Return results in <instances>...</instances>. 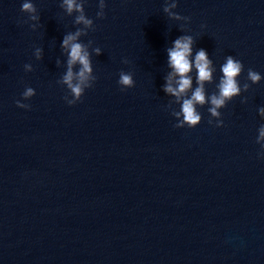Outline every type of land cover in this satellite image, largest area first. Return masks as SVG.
Masks as SVG:
<instances>
[{
    "label": "water",
    "instance_id": "95a60500",
    "mask_svg": "<svg viewBox=\"0 0 264 264\" xmlns=\"http://www.w3.org/2000/svg\"><path fill=\"white\" fill-rule=\"evenodd\" d=\"M23 2L0 0V264H264V0H176L189 21L163 11L172 0H105L102 19L86 0L94 24L77 42L92 71L75 104L61 43L84 29L79 13L31 0L33 21ZM184 35L212 70L192 127L176 125L196 69L179 100L164 91L167 49ZM228 56L244 66L240 92L213 116Z\"/></svg>",
    "mask_w": 264,
    "mask_h": 264
},
{
    "label": "clouds",
    "instance_id": "9594fccd",
    "mask_svg": "<svg viewBox=\"0 0 264 264\" xmlns=\"http://www.w3.org/2000/svg\"><path fill=\"white\" fill-rule=\"evenodd\" d=\"M86 0H63L60 5L64 8L65 12L71 15L74 11L79 13L75 18L76 24H83L84 29H77L75 33H68L64 36L61 47L67 51L68 54V71L63 77V83L68 85L71 92L75 96V100L69 101L70 104H75L81 97L84 87H90L86 82L89 80V73L92 71L90 67V53L87 50V45L77 42V38L82 34L87 35L85 29L93 26V20L86 16L84 10V4ZM177 7L176 0H172L170 4H167L163 11L168 14L170 19L174 20H188L189 17L181 16L180 14L173 12L172 9ZM99 11L96 13L98 19L104 18L105 0H99L98 4ZM20 11L28 14V19L33 21H39V15L37 8L31 2V0H24L21 5ZM31 28L35 29L36 25H30ZM183 27V26H182ZM203 27V26H202ZM91 43V41L89 42ZM193 37L191 35H184L176 38L173 41L171 48L167 49L168 63L172 68V73L169 74L168 82L164 87L166 93H170L178 98V100L185 94L190 88L191 78L188 77V73L194 67L197 72V87L193 92L190 99H184L181 112L183 114V120L176 125V127H183L186 122L189 127L197 125L201 120V115L196 111L195 105H203L206 102L204 93V82L211 81V61L207 57V53L204 49H200L196 52L194 59L190 60L192 54ZM101 49L96 47L93 49L95 54L99 55ZM42 52L41 48L36 49L37 58H40ZM76 63L81 65L80 71L76 74L77 83L73 84L74 74L72 72V66ZM25 69H29V65H24ZM243 64L234 59L232 56L226 58V62L222 65L221 71L223 73L219 84L217 85L218 94L214 93L209 97V101L212 105L208 111L213 116H219L220 113L217 111L218 108L225 106L226 102L232 97L236 96L240 92V85L236 79L238 75L243 71ZM173 76L179 77L176 81V87L172 86ZM247 78L253 83L261 80V75L252 70L248 69ZM118 84L122 86V90L131 88L134 85V81L131 73H125L123 71L119 74ZM248 84H244V89L247 90ZM34 89L27 87L23 92L25 98L33 96ZM16 106L19 108H29L30 105L21 104L19 100L16 101ZM261 113L264 114V109H261ZM181 113L177 112L174 115L179 116ZM211 123V121H209ZM261 137L264 138V128L261 129Z\"/></svg>",
    "mask_w": 264,
    "mask_h": 264
}]
</instances>
